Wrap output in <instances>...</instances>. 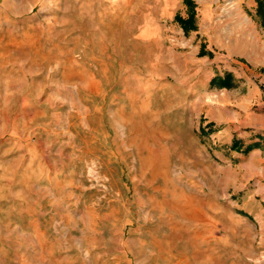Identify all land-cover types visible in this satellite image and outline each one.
<instances>
[{
	"label": "rangeland",
	"instance_id": "obj_1",
	"mask_svg": "<svg viewBox=\"0 0 264 264\" xmlns=\"http://www.w3.org/2000/svg\"><path fill=\"white\" fill-rule=\"evenodd\" d=\"M169 1L0 0V264H264V0L164 23L247 70L231 95L144 77L137 30Z\"/></svg>",
	"mask_w": 264,
	"mask_h": 264
},
{
	"label": "crops",
	"instance_id": "obj_2",
	"mask_svg": "<svg viewBox=\"0 0 264 264\" xmlns=\"http://www.w3.org/2000/svg\"><path fill=\"white\" fill-rule=\"evenodd\" d=\"M194 4L193 11V24L196 29L190 30L186 33L182 30L184 34H188L190 32L196 33L197 24H196V13L195 3L190 0ZM247 6V5H246ZM185 7V0H170L169 3H165L164 5V14L159 17H146L143 21V26L138 28L137 36L135 38V44L132 46L131 57L136 58L138 60H142L140 63L145 64L149 67L144 77H169L174 79V82L181 83L183 82V77H188L190 81L196 79V77H206L207 84H210L211 80L215 82V89L226 92L228 95L233 94L232 92L237 89H241L244 86V82L247 80V70L243 67L234 65V60L230 59L229 56L221 55L217 53L214 55V51L209 53L205 50V47L202 45H189V42H186L179 38L177 41L173 39L172 36L168 35L170 30L166 28L164 23L174 21L175 16L178 13V10H182ZM163 8V7H162ZM182 19H186L178 13ZM262 16V14H260ZM247 25L250 24L247 22ZM260 28H262L260 24ZM247 34L248 37L251 35V30H249ZM214 39H220L219 33L213 32ZM240 37H237L236 34L234 38H231L229 33V41L236 42ZM202 49L207 53L204 56H199V52ZM247 55H249V51L253 49V46L250 43H247ZM219 50V47H218ZM211 57V62L209 63L208 58ZM228 77L225 82H229L232 84L230 88H221V82L224 81V78ZM249 77H254V79H259L258 84H264V75H250ZM247 92V108L251 109V103L255 102L257 104V108H254L247 115V128L250 130L249 132L254 135H259L262 131L259 129H263L261 124L255 123L257 118L264 120V101L258 102L264 98L261 93H257V90L251 88ZM258 94V95H257ZM236 96V94L234 95ZM233 97V96H232ZM252 98L254 100H252ZM264 140H259L258 138H254L253 140L247 142V146L259 143L262 144ZM261 143V144H260ZM259 145L257 147H259ZM255 156H257V152L260 151L259 148H253ZM260 163L264 162L260 158ZM262 173V172H261Z\"/></svg>",
	"mask_w": 264,
	"mask_h": 264
},
{
	"label": "trees",
	"instance_id": "obj_3",
	"mask_svg": "<svg viewBox=\"0 0 264 264\" xmlns=\"http://www.w3.org/2000/svg\"><path fill=\"white\" fill-rule=\"evenodd\" d=\"M185 4L187 6L190 7L191 9V12L190 14L188 15V17L186 19H182L180 16H176L175 17V21L180 25L181 29L184 31V33L190 31V30H195L196 27L194 26L193 24V10L194 9V4L190 1V0H185ZM207 53L202 49L201 47V50L199 52V56H204L206 55ZM228 77H225L224 78V81L221 82V87H231L232 85L229 83V82H225V80L227 79ZM211 85L214 84V80H211L210 82ZM237 147H233V149H236ZM248 150V148H247Z\"/></svg>",
	"mask_w": 264,
	"mask_h": 264
}]
</instances>
